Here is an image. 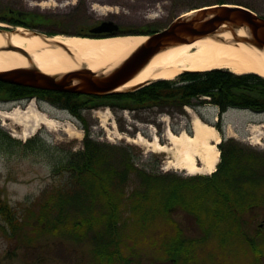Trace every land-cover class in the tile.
I'll list each match as a JSON object with an SVG mask.
<instances>
[{
	"label": "trees",
	"instance_id": "trees-1",
	"mask_svg": "<svg viewBox=\"0 0 264 264\" xmlns=\"http://www.w3.org/2000/svg\"><path fill=\"white\" fill-rule=\"evenodd\" d=\"M213 4H235L256 11L245 0H217ZM200 7L194 3L189 10ZM1 13L0 18L11 15L13 11L7 8ZM26 15L39 17L34 13ZM40 18L46 19V16L41 15ZM156 30L148 28L145 32ZM33 96L69 110L83 123L85 137L82 149L70 151L60 164L54 166L53 178L59 179L58 187L67 186L68 193H62L60 188H53L56 189L54 192L45 190L40 215L33 221L37 224L28 223L24 229L9 203H0V217H4L10 226L12 235L26 232L29 228L37 235L58 234L62 228L67 237L70 234L73 239L83 237L91 244L94 261L97 259L100 264H132V256H124L122 250L125 247L124 234L128 235L130 225L135 224L130 219L132 216L137 217L138 224L143 226L159 222L167 225L169 228L161 231L156 244L161 246L165 257L186 259L201 238L189 237L188 231L173 218L175 213H179L192 225L194 222L203 228L205 241L216 233L224 244L237 240L247 242L257 261L260 260V245L257 240L247 237L243 226L248 214L264 206V193L261 192L264 188V156L261 153L248 152L249 148L228 140L221 143V160L210 176L179 177L175 172L161 170L156 174L142 163L137 165L128 152L129 147V150L120 147L117 155L115 151L119 146L93 139L82 112L86 106L98 103L115 110L157 109L174 115L183 114L185 107L196 109L209 103L218 106L220 114L230 108L263 113L264 77L253 73L238 75L224 69L186 71L173 80H156L131 91L105 96L44 91L0 81L2 98L20 100ZM3 142L10 143V139L5 138ZM157 166L159 168L161 162ZM79 197H84L91 204L75 212L69 210L68 205ZM126 214L129 216L122 221ZM191 224L189 229L193 227ZM136 248L130 249L135 251Z\"/></svg>",
	"mask_w": 264,
	"mask_h": 264
},
{
	"label": "rangeland",
	"instance_id": "rangeland-1",
	"mask_svg": "<svg viewBox=\"0 0 264 264\" xmlns=\"http://www.w3.org/2000/svg\"><path fill=\"white\" fill-rule=\"evenodd\" d=\"M216 1L0 0V16L1 11L7 8L42 13L46 16V19L44 18L46 26L52 33L58 34L80 32L82 27L87 28L111 18L125 34H130L147 31L148 28L162 29L178 17H185L191 4L203 6ZM245 1L251 3L255 12L264 16V0ZM6 100L8 98L0 97V203L8 202L16 218L21 219L22 227L26 229L28 223L37 224L33 221L35 216L40 215L44 191L60 188L59 179H54L52 176L54 166L60 164L70 151L83 148L85 131L82 128L83 123L78 118L46 102L35 98L25 101ZM31 106L54 119L56 125L54 129L42 125L32 136L23 139L21 138L23 126L15 120L4 117L3 114L14 110L23 112ZM82 113L90 126L93 139L104 144L119 146L115 151L117 155L120 154V147L124 149L129 147L130 150H127L134 157L137 165L142 163L147 170L157 172L156 174L161 170V172H175L179 177H191L185 170L168 169L170 161L173 160L171 153L154 152L149 145L134 143L131 140L142 135L149 141L158 137L160 143L167 144L168 130L174 133L182 131L192 133L194 116L218 124L219 134L223 136L222 140H234L241 146L249 148L248 152L257 151L264 156L262 126L264 113L229 109L220 115L218 108L209 103L196 109L185 107L183 114L174 113V115L159 112L157 109L124 111L108 106L86 108ZM67 128L77 133V137L64 131ZM5 138L10 139V143L3 142ZM158 162H161L159 168ZM60 189L62 193H68L67 186ZM261 192L264 193V188ZM90 204L91 202L84 197H79L68 205V209L75 212ZM178 214L175 213L173 218L188 231L189 237L201 238L194 244L193 252L186 259L165 257L166 255L164 256L163 251L160 250L161 246L156 244L161 231L169 228L167 225L163 226L159 222L143 226L141 223L138 224L137 217L132 216L130 219L135 221V224L130 225L128 235L124 234L123 255L132 256V264H264V206L248 214L244 218L243 226L247 237L257 240L256 243L260 245L262 254L258 261L247 242L237 240L231 244H224L225 242L217 238L216 233L205 241L202 238L203 228L196 226L194 222L192 225L188 218H182ZM126 215L122 221H126V217L129 216ZM190 224L193 226L192 229L188 228ZM31 229L14 236L4 217H0V264H96L95 262L100 264L97 259L93 260L91 244L85 238L73 239L69 237L72 236L71 234L67 237L62 228L58 234L40 235L31 232ZM128 245L130 248H137L133 251Z\"/></svg>",
	"mask_w": 264,
	"mask_h": 264
},
{
	"label": "bare ground",
	"instance_id": "bare-ground-1",
	"mask_svg": "<svg viewBox=\"0 0 264 264\" xmlns=\"http://www.w3.org/2000/svg\"><path fill=\"white\" fill-rule=\"evenodd\" d=\"M0 27L7 26L0 24ZM236 36L249 37V33L241 29ZM147 39L145 36L127 35L106 39L57 36L44 40L39 36L31 37L25 29L19 28L15 32L0 33V72L36 66L48 75L58 76L85 66L99 75H108ZM8 43L24 49L32 61L18 52L6 50ZM55 43H61L68 51L55 47ZM212 69H226L238 75L254 73L264 77V49L237 41L230 31H218L206 38L157 54L133 80L118 90L125 91L149 81L173 80L184 71ZM3 116L23 126V139L32 136L42 125L49 129H54L56 125L54 119L34 106L23 112L14 110ZM64 131L77 137V133L69 128ZM166 138L167 144L160 143L158 137L149 141L142 135L131 141L149 145L154 152L171 153L173 160L168 169L185 170L191 176L211 175L216 171L222 137L211 123L194 116L192 133L168 130Z\"/></svg>",
	"mask_w": 264,
	"mask_h": 264
},
{
	"label": "water",
	"instance_id": "water-1",
	"mask_svg": "<svg viewBox=\"0 0 264 264\" xmlns=\"http://www.w3.org/2000/svg\"><path fill=\"white\" fill-rule=\"evenodd\" d=\"M241 29H246L249 37L236 36ZM218 31H230L237 41L264 49L263 16L241 5L216 4L201 7L192 15L177 18L167 27L145 35L148 39L108 75H99L84 66L76 71L52 76L40 71L36 66H31L0 72V81L41 90L95 96L108 95L121 92L118 89L133 80L157 54L172 47L206 38ZM0 33L6 31L0 28ZM90 34H92L91 39L120 37L118 26L111 21L104 22ZM33 36H39L44 40L49 38L40 32H31V37ZM139 36L143 35L139 34ZM53 45L68 51L61 43ZM5 49L18 52L32 61L31 56L20 47L8 43Z\"/></svg>",
	"mask_w": 264,
	"mask_h": 264
},
{
	"label": "flooded vegetation",
	"instance_id": "flooded-vegetation-1",
	"mask_svg": "<svg viewBox=\"0 0 264 264\" xmlns=\"http://www.w3.org/2000/svg\"><path fill=\"white\" fill-rule=\"evenodd\" d=\"M17 12L18 11L11 13V15L3 16L0 19L5 20V21H9V22H11L13 24H17V25H21V26L27 27V28L31 29L32 31H34V32H40V33H46V34H51L52 33V31L46 26V21H44L43 18L42 19L40 18L41 13H35L34 12L35 14L39 15V17L30 18L26 14L21 15L20 13H17ZM106 20L115 22L111 18H108ZM103 21H105V20H103ZM103 21H99V22H97V23H95L92 26L87 27V28L82 27L81 31H83L84 34H89L92 29L97 28ZM118 30L119 31L121 30L120 27H119Z\"/></svg>",
	"mask_w": 264,
	"mask_h": 264
}]
</instances>
